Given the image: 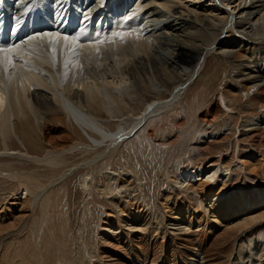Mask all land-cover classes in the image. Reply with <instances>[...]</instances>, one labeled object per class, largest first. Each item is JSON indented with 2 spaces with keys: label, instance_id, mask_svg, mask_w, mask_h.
Wrapping results in <instances>:
<instances>
[{
  "label": "bare ground",
  "instance_id": "bare-ground-1",
  "mask_svg": "<svg viewBox=\"0 0 264 264\" xmlns=\"http://www.w3.org/2000/svg\"><path fill=\"white\" fill-rule=\"evenodd\" d=\"M4 47L11 51L0 52V158L31 160L59 175L48 184L33 169L2 175L8 163L0 162V179L20 189L0 202V264H264V153L255 140L264 136L263 102L241 126L253 150L172 170L168 191L154 202L121 191L135 174L105 173L106 155L150 117L179 105L209 56L232 58L242 75L220 90L226 99L264 97V0H0ZM216 100L212 112L195 118L215 122ZM227 133L208 130L200 148ZM37 142L46 146L43 155L29 152ZM101 147L106 151L85 163L107 159L102 173L103 162L96 176L82 179L84 190L91 188L73 260L59 236L61 251L50 263L63 197L52 198L48 188L84 165L67 167L69 155ZM116 180L117 194L107 197Z\"/></svg>",
  "mask_w": 264,
  "mask_h": 264
},
{
  "label": "rangeland",
  "instance_id": "rangeland-1",
  "mask_svg": "<svg viewBox=\"0 0 264 264\" xmlns=\"http://www.w3.org/2000/svg\"><path fill=\"white\" fill-rule=\"evenodd\" d=\"M228 35L232 37L231 32H229ZM218 38L219 37L217 36V39ZM236 64L237 63L233 62L232 58H229L228 56H224V55H217V57L215 55L209 56L206 59L204 70L189 85V89L187 93L180 99L179 105L174 106L172 107V109H168L156 116L150 117L149 120L142 127H139L138 130L134 131V133H132V135L129 136V138L126 141H124L121 145L118 146L115 153L110 154L111 156L110 155L108 156V154L106 155V157L110 158L109 163L111 164L109 166L110 168H108V170H105L107 176L110 175L111 177L112 174H115L117 172L115 175L118 174L117 176L120 178L121 172L123 171L128 172V174L133 173L137 176V178H135L136 180L134 181L131 187L124 186L123 188H121V191L128 188V192H130L131 196L136 198L137 201L142 202L146 200V201L154 202L158 198L160 192H162L165 189H166L165 191H168L167 190L168 186L169 184L171 185L169 181L170 177H172L173 175L172 173H174L177 168L186 165H196L200 162H205L204 159L206 157L207 158L209 157L210 159L211 158L215 159L219 157V155L220 157L224 155L225 158L227 157V160L229 158L238 159L239 155L250 152L255 148L254 147L253 149H251L249 143L252 141V139L243 136V133H241V131L242 128L245 127V125L247 124L246 122L249 119L248 117L250 116L251 118L253 112L255 113L257 108L260 106L259 104L262 102L264 103V97L260 95H255L256 99L252 101L246 96H244L240 101H236L231 98L226 99L222 91H220L222 90L223 86L227 84V82H234L235 84H239L242 75L236 73L237 72ZM200 87H202L203 89L202 91H204L202 93L203 95L199 94V92H201ZM254 90L255 88L251 90V92ZM220 95L223 99L219 97ZM164 96L165 97L163 99H166L168 97V94H164ZM196 96L198 99L196 98ZM199 98L202 101H200ZM148 99L149 97L147 98V100ZM140 100L141 101H139L140 104L139 106H143L145 103V99L142 98ZM214 100H216L219 107V109L217 107L218 113L216 112L214 114L217 117L219 116L218 118L217 117L215 118L216 121L210 124L207 121L202 122L199 119L197 120L198 116L194 114L199 115V113L202 114L205 111H207L208 113L212 112L211 110H213L215 104ZM135 102L133 101V103ZM195 102H197L198 105ZM136 105L137 103L133 104V106ZM242 106L245 107V110H243ZM195 116L197 118H195ZM128 122L129 124L131 123L130 120H128ZM208 123L210 125H207ZM208 130H210L211 133L217 131L218 132L230 131V133H227L228 136L227 134H225L226 136H224L221 139V141L216 142V144L213 142H209V143H213L210 146L211 148L209 147L207 150L205 149L203 150L200 148V142L204 136L207 137L210 136L209 134H207ZM68 133L70 132L68 131ZM221 136H223V134ZM77 137H78V132L76 134L74 133L72 140L76 141L77 139H79V137L78 138ZM13 138L14 140H16L15 137ZM161 138L162 139L164 138L163 139L164 141L160 140ZM211 139L208 140L210 141ZM255 140H257V143L261 145L260 147L256 148V150L258 149L260 152L264 153L263 150L264 136L261 137L255 136ZM169 141H173L174 143L173 146L169 145L170 144ZM38 142H41L40 139L38 140ZM38 142L36 144H32L30 148H28L29 152L34 155L35 154L43 155L44 150H46L45 149L46 146L44 144H41L44 147H39ZM241 142H243V144L244 142L248 144L247 146H245L241 144ZM13 144L11 146L12 149H15L16 146H17L16 149L21 148V146H18L16 143L14 144V146ZM101 149H98L99 151L91 150L90 152L88 151L87 153H83V155L82 154L76 156H74V154L69 155L68 158L66 159L67 161L66 165H69L67 167H70L73 164H79L81 161L84 162V165L83 166L80 165L79 168L74 170L70 175L61 179L59 183L56 184L57 186L55 185L52 188L51 187L48 188V191L49 193H51L52 198L55 196L63 197L62 198L63 204L56 212V214L58 213L57 216H55L56 226L55 228H53L54 229L53 232L55 233L56 236L53 235L54 234L53 232H51L54 238L53 241L51 242L52 248L49 250L50 254L48 255L49 256L48 260H50V258L52 257L53 261H57L56 259H54V256H58L59 251H61L59 250L60 240L62 238L61 236L66 237V240L61 242L62 244H65V247L71 249V252L70 253L67 252V253H68V257L71 258L70 260H73V257H71L72 253H74L73 248L77 246L80 237H82L83 235V234L80 235V232H82L85 229V227L83 226L82 212H83L84 203H86V200L88 198L86 192L88 189L91 188V187L86 188L84 190V188L82 187V179L84 176H88V177H93V175L96 176V174L98 173L97 169H101V167H102V171L100 173H102L103 167H105L106 164L105 161L107 159H105L104 162L102 160L97 166H93V167L87 166L85 163L88 162L89 159L94 154H98L99 152L103 153L102 151L104 152L106 151L104 147H101ZM0 162L1 164L8 163L7 164L8 168H6V166L1 168L2 175H6L7 174L6 172L8 170L17 171L18 169L17 172H21L22 170L29 171L32 169L38 170L43 177L42 180L44 184H48L49 180L51 181L53 177H57L59 175V174H55V172L52 170L50 166L33 163V161L31 160L19 159L15 156L5 159L0 158ZM23 162L25 163L23 164ZM207 163L208 162H206V164ZM84 170L85 172H83ZM172 170L174 172H172ZM98 179L100 181V178ZM239 179L240 177L234 174L233 180L237 181ZM0 181H1L0 202L5 200V198L7 197L6 193L9 194L11 191L14 190L19 192L20 189L16 185L12 186L10 184L12 181L11 182L9 181L7 183L3 182L2 179H0ZM90 182L91 180H89L88 178V183ZM115 182L116 185L113 184V186L115 185L114 186L115 188H113L111 192L107 193L106 195L107 197H111L112 194H117L116 187L118 180H116ZM98 185L99 187L95 188L96 192H99V189L101 188L100 182ZM181 195L182 193L175 196L181 198ZM121 197L123 198V196ZM55 220L53 222H55ZM91 226H92V234L95 235L94 225L92 224ZM78 227H81L79 228V230H81L80 232L76 231ZM47 229H46V233L48 234L49 230ZM60 229H63L65 231L60 232ZM59 236L61 238H59ZM72 237H74V240L72 239ZM52 259L50 260V263H53Z\"/></svg>",
  "mask_w": 264,
  "mask_h": 264
},
{
  "label": "snow or ice",
  "instance_id": "snow-or-ice-1",
  "mask_svg": "<svg viewBox=\"0 0 264 264\" xmlns=\"http://www.w3.org/2000/svg\"><path fill=\"white\" fill-rule=\"evenodd\" d=\"M68 37H65V39H67ZM72 39H79V37H72ZM11 51V49H9V48H6V47H4V48H0V52H10ZM9 63H10V61H8Z\"/></svg>",
  "mask_w": 264,
  "mask_h": 264
}]
</instances>
